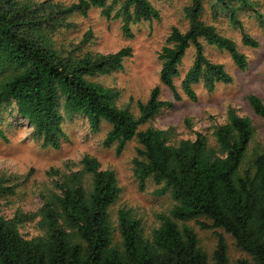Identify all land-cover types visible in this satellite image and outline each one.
I'll return each mask as SVG.
<instances>
[{
	"label": "trees",
	"instance_id": "16d2710c",
	"mask_svg": "<svg viewBox=\"0 0 264 264\" xmlns=\"http://www.w3.org/2000/svg\"><path fill=\"white\" fill-rule=\"evenodd\" d=\"M209 1L215 14L224 13L238 27V13L252 12L264 33V15L256 9L255 0ZM93 8L100 9L107 20H118L125 38L134 36L136 24L159 20L158 11L147 0H78L70 5L0 0V108L14 103L18 116L33 128L34 138L53 150L65 139L67 116H83L94 132L108 124L103 145L114 147L117 155L135 138L139 146L132 172L138 189L144 191L151 182L157 187L154 194L170 196L174 205L147 232L129 210L113 213L120 196L116 175L101 169L96 158L84 156L81 171L63 177L58 171L49 172L56 179L52 178L53 191L38 211L37 236L24 238L20 227L38 212H17L12 218L0 214V264H264V149L249 155L255 130L252 121L229 108L226 123L214 131V146L200 134L176 144L167 131L139 130L161 109L173 107L160 100V88L154 87L147 101L139 103V115L134 117L116 105L115 92L91 81L122 71L132 49L82 53L88 33L78 44L57 47L52 40L56 32L72 26L70 17L86 16ZM204 12L205 0H190L183 9L187 29L173 27L158 56L159 82L175 101H182V94L196 101L193 87L197 84L213 93L218 85L233 82L221 64L206 57L204 44L226 52L239 70L248 67L235 42L203 20ZM241 42L249 48L259 45L245 32ZM189 49L194 50L193 62L182 78L180 93L175 81ZM247 102L264 124L262 100L249 95ZM0 139L8 141L1 129ZM84 175L90 176L89 186ZM18 187L0 177V199L13 196ZM190 221L201 230L229 235L249 259L231 263L220 233L208 253Z\"/></svg>",
	"mask_w": 264,
	"mask_h": 264
},
{
	"label": "rangeland",
	"instance_id": "374dc122",
	"mask_svg": "<svg viewBox=\"0 0 264 264\" xmlns=\"http://www.w3.org/2000/svg\"><path fill=\"white\" fill-rule=\"evenodd\" d=\"M43 2L46 0H19ZM64 5L76 3L78 0H52ZM159 13V20L143 22L133 26L132 38H125L118 20H107L101 10L91 9L86 16L73 15L67 29L56 32L52 40L57 47L80 43L85 35L90 34L89 42L82 53L111 54L123 48H131L132 56L124 60L122 71L101 75L91 81L111 89L117 94L116 105L128 110L138 117L139 103H144L150 91L158 86L160 100L173 103V107H165L151 120L140 126L139 130L155 128L167 131L172 142L194 140L196 134L204 136L211 146L215 145L214 131L217 126L226 123L229 108L236 110L239 116L252 121L255 128L250 143L249 155L252 151L264 149V124L253 114L247 98L249 95L259 97L264 103V33L250 11L238 13L240 27L235 26L228 17L212 11V2L205 0L203 20L216 28L218 33L233 40L238 50L246 56L248 67L239 70L230 56L214 47L204 44L206 57L221 64L232 77L230 85H218L213 93H208L202 84L195 85L196 101L188 100L183 94L182 101H175L172 92L159 82L161 63L159 53L173 27L185 31L187 22L183 17V9L190 0H147ZM256 9L264 15V0H255ZM245 32L258 41L257 48H249L241 42V34ZM194 50L189 49L179 67L180 77L175 81L181 93V81L191 67ZM0 129L7 135L8 141L0 139V177L10 180V184L18 183L19 187L13 196L0 199V214L4 218H12L15 213L23 215L36 214L43 200L53 191V179L49 172L58 171L59 176H68L71 172L81 171V160L84 156L96 158L101 169L114 172L120 196L112 206L113 213L120 208L129 210L133 216L140 218L147 232L159 224V216L167 215L174 202L168 195L159 197L154 194L157 189L151 182L144 191L138 189V183L132 172V160L138 148L134 138L129 142L122 154L117 155L114 147L103 145L110 126L102 124L99 131L94 132L87 120L76 115L67 116L63 123L65 139L59 149L45 148L34 138L33 128L16 113L14 103L0 108ZM85 186H89L90 176L84 175ZM40 216L26 221L20 227V233L26 239L39 234ZM115 220V219H114ZM197 232L201 246L211 253L216 244L217 233L222 234L227 243V255L231 263L238 259H249L234 244L233 239L221 230H201L195 221L188 222Z\"/></svg>",
	"mask_w": 264,
	"mask_h": 264
}]
</instances>
